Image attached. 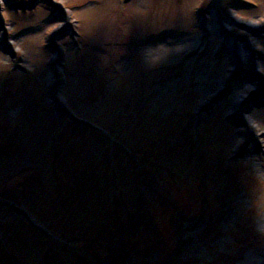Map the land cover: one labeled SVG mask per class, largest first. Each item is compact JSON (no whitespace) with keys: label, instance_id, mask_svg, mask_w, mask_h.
Here are the masks:
<instances>
[{"label":"rangeland","instance_id":"374dc122","mask_svg":"<svg viewBox=\"0 0 264 264\" xmlns=\"http://www.w3.org/2000/svg\"><path fill=\"white\" fill-rule=\"evenodd\" d=\"M0 5V264H264V0Z\"/></svg>","mask_w":264,"mask_h":264},{"label":"water","instance_id":"95a60500","mask_svg":"<svg viewBox=\"0 0 264 264\" xmlns=\"http://www.w3.org/2000/svg\"><path fill=\"white\" fill-rule=\"evenodd\" d=\"M0 3H1V0H0ZM0 7H1V5H0ZM49 94H50L51 98L53 99V102L56 103L57 101H56V98L54 97L52 91H49ZM263 104H264V103H263ZM57 105H58V106H57V109H58V110H60V111H62L63 113L67 114L68 116L72 117L73 119H76L75 116H74V115H73L68 109L64 108V107L61 106L59 103H58ZM257 105L260 106V104H257ZM17 210H18L20 213H22V214H26V212H25L24 210H21V209H18V208H17ZM26 215H27V214H26Z\"/></svg>","mask_w":264,"mask_h":264},{"label":"bare ground","instance_id":"6f19581e","mask_svg":"<svg viewBox=\"0 0 264 264\" xmlns=\"http://www.w3.org/2000/svg\"><path fill=\"white\" fill-rule=\"evenodd\" d=\"M244 96V95H243ZM249 118V117H248Z\"/></svg>","mask_w":264,"mask_h":264}]
</instances>
